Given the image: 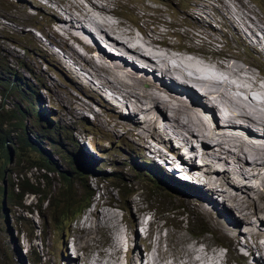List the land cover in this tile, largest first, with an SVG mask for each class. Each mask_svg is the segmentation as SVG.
<instances>
[{"label":"bare ground","instance_id":"bare-ground-1","mask_svg":"<svg viewBox=\"0 0 264 264\" xmlns=\"http://www.w3.org/2000/svg\"><path fill=\"white\" fill-rule=\"evenodd\" d=\"M88 5L90 4L88 3ZM77 6L79 7V5ZM80 7L79 9L81 11H80V15L78 16L83 17L82 20L84 23L87 18L89 19L87 22L89 26H86L85 29H82V30H84V32H87L93 36L92 38L94 42L93 46L86 44L83 41V39L80 37L81 35L80 33L78 32L75 33L71 28L69 29L70 26L72 28L78 29V27L76 26L77 24L75 25L74 23L70 22L68 23L70 26H68L66 24L68 20L64 17V15H62L63 13L57 12L58 13L57 15L55 12L57 16L54 17L55 14L53 11L56 8L52 7L51 9L47 8L45 11V13L51 16L50 18L51 20L48 23V29L45 31L50 35V38H52V40H48L49 46L41 42L40 46H38L39 51L35 44H34V47L38 51V54L41 57L45 58L49 62V64L53 66L57 71L67 73V75L69 76V83H70L68 84L69 88H70V85H73L72 83L73 80L74 81L78 80L75 83L77 87L73 86L75 90L78 87L82 88V86H86L89 90H93V93L95 92L98 98L93 99L91 96H88L87 99L89 100V102L93 100L92 102L88 103V102H85L80 97L77 98L75 95H73L76 93L71 91L73 93L72 94L70 92L71 89L68 90L67 88H61L57 90L58 93H56L57 91L53 92L55 96L54 98L55 104L57 105V103H59L61 104V106H64V107H66L67 105V111L69 114L65 111L66 109L64 111L66 114V119H69V120L78 119L79 117L83 116L86 112H92L93 118L95 122L97 123V125L103 130L104 128L102 126H104L105 129L107 130L106 132H108L109 127L106 128L105 124L107 123L109 124V122H111L110 119L113 117V115L110 114L107 116L104 114V110L107 108L106 101L113 103L115 105V108H117L121 112L123 109H127L126 108L128 106L127 103L131 104V96L132 94H134L133 103L135 102L136 105L139 107V109L136 113L133 109L132 113L135 115H137V113H140V114H143L144 116L150 114L149 120L143 121L141 123L142 128H145L147 125H150V124L152 125L158 124V127L156 129L159 133H161L162 131H167V130H170L171 128H174L175 126H178L180 129V133L177 138V142L180 143V147L176 148L178 147V143L175 141L176 142L175 144L177 146H174L175 148H171L173 152H170L167 149H164V153L166 154H164L163 158L167 157V160L159 157V151L156 150L152 152L150 149L151 147L155 146V143L158 145L161 143L159 139H155V140H153L152 138L147 139V143L145 144V146L149 148H146L143 152L145 153L148 152L149 156L152 159L158 158L160 160V166L161 165L165 166L166 164L169 163L173 167L171 168V173H173L174 176L176 175L175 172L192 174L193 168H194L193 170H196V171L198 170L200 171L201 169H205L206 171L207 169L206 172L209 173L210 172L209 169L212 170V168L214 169V167H217L216 169H218V166H217L218 164H221L227 167V170L222 171V172L219 171L220 173L217 172V179L219 182L218 184L220 185V188H221L220 191L222 193L221 201L219 202L217 201L216 192L214 191V189L210 187L211 185H207L208 183L205 184L204 182V184H201V183L200 185L197 184L198 188L196 189L205 194L211 193L210 195L211 199H213V201L216 200L214 205L216 206L221 205V207H223L226 211L229 210L233 216V218L232 216H230L231 214L227 216L226 213H223L222 209L217 208L219 210V213L217 214V216L214 215L213 217H208L210 221H212L213 226L217 225L222 229V231H224L225 223H223L222 221L218 219V217L222 218L223 216L227 217L228 220L231 219L230 221L238 223V224L240 222H243L241 223V227L243 226V228H241L242 231L238 232V234L236 235L237 237L236 239L231 240L233 241L232 243L231 242L229 243L230 249L228 253L232 255V253L235 251L238 254V256L241 257V261L243 262V264H264V195L263 193L259 191V188L256 185L246 183V181H244L245 183H241L243 180L256 179L255 182H259L258 184H260L261 186H264V110H261V108H264V98L260 94L257 95L256 92H254L256 91L254 89H258V88L257 87L253 88L252 86L250 87L248 86L247 88L243 86H239L240 83L242 85V82L236 85L235 83H233L234 81H230L226 79L225 77L212 72L209 69L202 68L201 66H204V65L209 66V62L205 60H199L200 63H197L196 61L192 59H186L187 57L191 58L192 56L190 55H194L195 53L202 52L200 51L201 48L202 50L206 49V47L209 44H212V41L203 42L202 39H206V38L204 36H200V33L198 30L196 31L197 34L195 33L196 36H194L191 33H187V37L193 44L189 42L191 45L187 49L186 47H184L183 50H186L190 55H188L186 58H182V57L179 58L184 63L183 67L185 68L187 73L182 67H179L178 69L174 70V68H176L178 65V64H174V54H175L174 51L169 52L168 50H165V48H161V47H158L152 44L155 48L152 49L153 51H146L147 54L149 55L147 60L152 65L150 67L151 71L154 73V75L158 73V75H160L161 77V80L159 79V81L157 82L150 81L147 78V76L144 75V72L147 71L146 67L150 66V64L147 61L144 63L145 65L143 64L144 55L141 54V52H145L142 49L141 45H144V46H147V45L141 43L139 41L140 38L132 37L130 38V40H127V39H124V37H121V36L119 37V35L116 36L115 33L117 31L114 29H113L112 34H110L109 32H111L112 29L111 31L105 29V27L106 28L109 27V24L107 23L108 17L106 18L107 21H105L106 22L105 23L103 21L105 19H102L101 15H98L101 17H97L96 16L97 14L95 15V13L89 10V8L88 9L85 8L84 10V9H81ZM26 8L28 11V6ZM95 8H92V9H95ZM101 9L105 13L111 12L114 14V11L113 12L109 11L105 9L104 7H101ZM55 11H57V9ZM24 12L26 13V11ZM115 12H117L116 8H115ZM194 13L193 14L191 13L194 16L192 17L193 20H195V22L198 20L197 23L198 22L200 23V27L197 29H201L205 31L208 30L212 33H216V30L211 27V24H208V22H204V23H202V21L200 22L199 19H196L197 13L196 12ZM123 14L124 13H122L121 15ZM90 16L91 17L96 16L99 22L90 20ZM121 17L123 18V16ZM201 17L204 18L202 15ZM138 18L141 19L142 17H138ZM57 19H59L60 22L56 24ZM62 19L64 21H62ZM136 21H139V20H136ZM83 22L81 24H83ZM224 22L225 20L220 18V22L218 23H221V25H224ZM166 24H169V23H166ZM197 25L199 26V24ZM14 26L15 27L13 28L16 29V25ZM90 26H93V28H95L97 33L101 36V38L108 45H111L114 49L121 51L122 53L116 56L112 52L108 51V54H106L107 50H105L101 45H99V40L94 35V32L91 30ZM139 32L140 33L142 32V34H144V30L142 26L139 29ZM232 34H233L232 37L234 36L238 37V35H236L235 32H232ZM227 35H230V34L227 33ZM53 36H59L62 47L59 46L57 43H55ZM207 36L209 38L212 37V36L210 37V33L209 35L207 34ZM70 38L75 39V40L71 41L70 43L69 41ZM158 38L156 36V39L154 38V40L156 41L161 40ZM238 39L240 41V38ZM9 40L12 41L13 38L10 37ZM196 40H198V43H195L197 42ZM257 40H258V44L261 42L262 48H263L264 40L259 39V38H257ZM35 41H38V40L35 39ZM162 43L163 41H160V44ZM54 46L58 47V49L55 48ZM252 46L256 47L255 44ZM79 47L82 48L83 51L79 50ZM63 49H67L69 51V54L76 55L79 61H81V65L83 68L81 69V71H78L77 75L70 74V72L73 73L72 71H70V68H69L70 66L68 65L71 62V60L68 57L63 58L62 56L64 54L62 51ZM76 49L77 51L79 50V52H77ZM172 50H174V48H172ZM245 50L248 53L249 50L247 48H245ZM249 52H251L253 55L255 54L258 55V53L254 51L253 49ZM52 53H54L57 58H54L51 55ZM219 53H222V52L217 50V54ZM233 53L234 55H236V52H233ZM64 55L66 56V54ZM127 55L132 57L131 58L133 59L132 65H135V63H140L142 64L143 67L146 68V69L143 68L144 70L142 69L143 70L142 74H138L141 72L140 70H138V66L135 65V67H133V66L127 65L128 64L127 62H129V58L127 57ZM176 55H179V53L176 52ZM230 55L232 56V54ZM116 60L118 62L120 61L119 65H117V63H114V61ZM224 60L228 61L229 56H227V58H222V61L218 60L217 62H224ZM240 61L242 62L244 60H240ZM112 63L113 65L111 66ZM107 67L114 69L113 71L114 77L112 79L106 77L109 75L108 73L106 72L102 73V70ZM225 67H229V66L227 65ZM119 69H121V71ZM176 71H178L181 75L177 74ZM194 71L197 74L195 75V77H192L190 73ZM82 72H87L92 77L91 80L93 79H94L93 81L96 80L97 82H99V85L94 84L95 82L94 83L90 82L89 77H87L86 74L85 76ZM186 75L189 77H186ZM16 77L17 79L23 80L26 83L30 82L29 79L24 77L23 75H16ZM249 78L247 80H249ZM166 79L169 81L165 82ZM146 80L150 81V83L147 84L148 88L147 87L146 89L140 88V81H141V86H142L143 81H146ZM165 84L168 86H165ZM177 85L184 88L185 96L182 95L183 90L181 91L178 88L179 86ZM232 89L233 90L236 89L238 91L240 90V92H243V93L239 95L240 92H238L239 94L235 96L234 94L237 93V91L234 90L235 93L231 94L230 90ZM32 91H34L33 88H32ZM250 92L254 93L253 96L251 97L249 95ZM82 94H83V91H82ZM113 94H115L116 96H121L122 99L118 100L117 99L118 97L116 98ZM243 94L244 96H242ZM102 96H103V100H102ZM146 97H148L149 100H152L157 105H159L160 110L154 109L150 106L145 107L144 99ZM175 101H181L183 103L181 102L177 103ZM95 105H99L100 109L95 108ZM131 108H134V107H131ZM206 109L210 111L209 116L211 117V119L205 113ZM248 109L251 111H249ZM130 110L132 111V109ZM157 113H160L162 116L161 120L159 121H157V118H156ZM211 113L213 114V119H212ZM136 118L138 119V121H140L141 119L139 115L137 117H131L128 115L125 121L122 120L121 122H126L127 120H134ZM206 118H209V121H207ZM217 120L222 122L220 124L221 125L220 127L217 124ZM117 121H120V120H117ZM111 123H112V127H115V124L113 122ZM185 125H188V127ZM231 128L233 129L235 128L241 131H235L234 133H231L230 132ZM122 131H123L122 135H124L125 131L124 130ZM206 132H208L207 137H204L203 135L201 136V134H204ZM246 132L249 133V135ZM134 133L136 132L134 131ZM252 137L254 139H251ZM123 139L125 138L123 137ZM199 139H201L200 144L198 146V149L196 150L195 147L193 146L194 145L193 143L196 144L197 143L196 140H199ZM165 140H166V146L168 147V143H170V140L168 139V137L167 138L165 137ZM153 141L155 143H153ZM190 142H191V146L188 149V144ZM155 147H158V146H155ZM172 153H174V155H171ZM183 153L188 154L189 157L184 155L183 160L181 158V162H180L179 155L181 154L182 156ZM133 157L138 158L135 154H133ZM196 157H199L200 160L205 161L204 163H202L203 165L201 163H195ZM184 160L185 162L182 163V161ZM182 164L188 165L189 168H185V165H182ZM198 164L199 166L202 165V167H199V168L196 167L198 166ZM228 167L230 168L229 170H228ZM155 173L161 180H166V179L168 180V175L164 171L160 173L157 167H155ZM199 177L200 176L198 175V178ZM214 186H216L215 183H214ZM216 187L218 188L219 186H216ZM175 189H176L175 191H180L181 193H184L185 191L184 188H179L177 186H175ZM240 192H243V195H241ZM248 193L253 194L251 195L252 196L251 199L248 202H243L244 199L247 200L248 197H250V194L248 195ZM226 199H228L229 204L226 203ZM133 202L131 203L133 204ZM106 203H107L106 201H101V196H99V198L96 200L94 204V208L98 204L105 205ZM94 208L90 212V214L92 215L91 217L87 216L85 219H83L79 223L77 222V224L71 225L69 229V235L71 236L69 245H70V248L73 250V252L76 247H80L81 249H86L88 251V254H86L87 257L85 256L84 258H82V253H80L81 251L77 254L75 253L77 258H79V260L82 261L81 262L82 264H105L106 263V262H102V259H101L102 257L101 255L104 252V250L102 249L103 244H99V241L96 238V232L100 231L103 233V229L106 227V222H107V228L110 230V228L112 227L110 226L112 225L111 224L112 222L109 224L108 220L111 218L114 219V216H117L116 219L119 221L118 222L116 220L117 221L116 226L118 225L120 226V222H122L118 218V214H117L118 212L116 210H114L110 214L108 212L94 211ZM147 209H148V206H146V209L144 210L135 209L136 211H139V212L138 214H136V226L132 224L131 230L133 233L134 231H136V228H137V232H138L137 225L139 224L142 236L148 242L150 241V235H151V233L149 232L150 231L149 222H150L152 214H150L147 211ZM104 217H106V219H103ZM113 221H115V219ZM131 221L132 220H130L127 225V227L129 228H130L129 225ZM218 221L220 222V224L218 223ZM81 232H83V236L80 239L78 238V235ZM163 232H164V229H163ZM244 233L248 234L249 237L242 235ZM132 235H134V233ZM107 236H109L108 233H107ZM240 236L241 237L243 236V238H242V243L239 246V244L237 245L235 242L238 241L239 238H241ZM247 238H249L247 240L248 242L246 241ZM127 239H128L127 234L124 233L123 235L122 231H118L116 232L115 235H113L109 243V247H108L109 254L112 256V258L109 260L110 261L109 264H126V260L123 259L122 257L123 253H125L126 255L127 264H177V263L179 264H229L228 263L229 258L227 257V255L224 257L221 254V251L219 250V245L221 244H217L213 240L208 239L207 236H203V238H200L199 240L194 239L191 243H189L193 246L195 250H189L188 248H185L184 246H181V245L178 246L174 251L171 250L169 252L170 255H172L173 257L171 262L168 260L167 257L165 261L161 262L162 255L160 254V250H159L160 245H158V242L156 245L153 246L152 249L149 248L148 244L145 246L142 245L143 248L140 249V248H137L135 244L126 246L125 243L127 242ZM186 240L187 239L180 240L179 243L180 244L182 243L183 245L186 242ZM206 242L212 243L211 248L209 250H207V247L205 244ZM161 247H163V245H161ZM236 249L240 251V254L241 253L244 254L245 258H242L243 257L241 256L242 254L240 255ZM241 251H246L247 255ZM161 253L163 254V252ZM196 255H197V258H195ZM246 257L247 258L252 257L253 259L252 261L251 260L248 261ZM175 259L177 260V263ZM92 261H94V263H92Z\"/></svg>","mask_w":264,"mask_h":264},{"label":"rangeland","instance_id":"rangeland-1","mask_svg":"<svg viewBox=\"0 0 264 264\" xmlns=\"http://www.w3.org/2000/svg\"><path fill=\"white\" fill-rule=\"evenodd\" d=\"M4 1H6L7 3L3 4ZM8 1L9 0H0V11H2V15L10 17L12 19V21L14 22V25H16V29L12 27V30L13 29L17 30V29L23 27V19H25V17L29 14L30 8L32 6L41 8L43 12H45L47 8L51 9L52 7H54L57 9V11H55L56 9L53 11L54 14H55V12L57 15H58L57 12L63 13L62 15H64V17L68 20V22L65 21L68 26H70L68 24L70 22L74 23L75 25L77 24L76 26L78 27V29L72 28L71 26L69 27V29L71 28L75 33L78 32L82 36H84V40L86 42H93V39H92L93 36L87 32H84V30H82V29H85L86 26H89L87 24V22L89 20L88 18L85 20V23H84L82 20L83 17L78 16V15H80V11H81L79 9V7L82 5L80 7L81 9L85 10V8H87V9L89 8V10L94 12L95 15L97 14L96 15L97 17L102 16L101 18L105 19V20H103L104 22L107 20L109 21V22L107 21V23L109 24V27L108 28L105 27V29H107L109 31H111V29H112V31L109 32L110 34H112L113 29H114L117 31L115 33V35L116 36L119 35V37L120 36L124 37V39L130 40V38H132V37L140 38L139 41L141 43L147 45V46L141 45L142 49L145 51V52H141V54L144 55L143 64L146 61L149 62L147 60L149 55L147 54L146 51H153L152 49H154L155 47L152 44H154L158 47H161V48H165V50H168L169 52L174 51V53H175L174 54V64H178L177 67L174 68V70L178 69L179 67H182L185 70V68L183 67L184 63L179 58H181V57L186 58L188 55H190L186 50H183L184 47H186V49H187L191 44H193L189 40V38L187 37V33H191L194 36H196L195 33L198 30L200 33V36H204L207 39V40L202 39V41L203 42L212 41V44H209L206 47V49L202 50V48H201L200 51H202V52H198V53H195L194 55H190L192 57L191 58L187 57L186 59H192V60L196 61L197 63H200L199 60H205V61L209 62V66L203 64L204 66H201L202 68L209 69L212 72L219 74V75L225 77L226 79H228L230 81H234L233 83H235L236 85H238L240 82H242V85L240 83L239 86H243L245 88H247L248 86L249 87L252 86L253 88L257 87L258 89H254V90H256L254 92H256L257 95L260 94L264 98V47L262 48L261 42L258 44V40H257V38L264 40V38H263L264 37V0H201V1L200 0H168V1H166V0H161V1L160 0H94V1L93 0H27L26 1L27 4H25V0H22V2H24V4H22L21 6L16 7V8L14 7L15 9L13 8L14 3H8ZM71 2L74 3L75 5L72 4ZM88 3L90 5H88ZM77 5H79V7ZM93 5H94V7H93ZM97 5H99V6H97ZM27 6H28V11L26 8ZM48 6H50V7H48ZM95 6H96V8H95ZM101 7H104L105 9L112 11V12L114 11V14L111 12L105 13L101 9ZM156 7H157V9H156ZM92 8H95V9H92ZM115 8H116V11L118 13L115 12ZM112 9H114V10H112ZM130 9H131V11H130ZM24 11H26V13ZM193 11L197 13L196 19H199L200 22L202 21V23L208 22V24H211V27L216 30V33H212L208 30L205 31V30L197 29L200 27V23L199 22L197 23L198 20L196 22H195V20H193V18H192V17H194L192 15L194 13ZM119 12L121 14L124 13L125 15L124 14L121 15ZM76 13H77V15H76ZM109 13H111L113 15L116 14V15L113 16ZM56 14L54 17L57 16ZM104 14L106 15V17ZM68 15H70V16H68ZM98 15H101V16H98ZM109 15H110V17H109ZM135 15H137L138 17H142V18L140 19ZM145 15H147V16H145ZM201 15L204 18H202ZM96 16L95 17L90 16V20H92V21L94 20V21L99 22L97 20ZM121 16H123V18ZM93 17H94V19H93ZM103 17H105V18H103ZM189 17H190V19H189ZM106 18H107V20H106ZM220 18L225 20V22H224V25L226 23L225 26L221 25V23H218V22H220ZM37 19L40 22L44 21L40 17H38ZM109 19H111V20H109ZM145 19H146V21H145ZM57 20H56V24L60 22L59 19H57ZM129 20H131V21H129ZM136 20H139V21H136ZM187 20H189V21H187ZM62 21H64V20L62 19ZM33 22L36 26H38L40 28L44 25L45 30L48 29V22L45 23V21H44L43 24H41L40 26L38 24L39 22H36V21H33ZM82 22H83V24H81ZM166 23H169V24H166ZM195 23L199 24V26ZM170 24H171V26H170ZM0 25L6 27V29L10 28L7 25L2 24L1 21H0ZM111 26H113V27H111ZM141 26L143 27L144 34H142V32L141 33L139 32V29L141 28ZM90 28L94 32V35L96 36V38L99 39L110 50H113L118 54L122 53L121 51L114 49L111 45H108L101 38V36L97 33L95 28H93V26H90ZM159 30H160V32H159ZM232 32H235L236 35H238V37H236V36L232 37V35H233ZM22 33H20V34H22ZM164 33H165V35H164ZM209 33H210V37L212 36L211 38H209L207 36V34L209 35ZM227 33H229L230 35H227ZM32 34L38 36L37 38L36 37L32 38L33 44L36 45V47L38 48V51H39L38 46H40V43H41L40 38H42V40L45 42H49L48 39H46V38H43V37H41V36H39L33 32H32ZM255 34H257V35H255ZM156 36H157V38L159 37L158 39H161V40H159V41L154 40V38L156 39ZM53 37H54L55 43H57L59 46H61V40H60L59 36H53ZM1 38H2V36H0V43H3V41H1ZM238 38H240V41ZM35 39H37L38 41H35ZM50 40H52V38H50ZM74 40L75 39H72V38L69 39L70 43H71V41H74ZM160 41H163V43L160 44ZM196 41L197 42H195V43H198V40H196ZM251 44L252 45L255 44L256 47L252 46ZM263 45H264V43H263ZM243 46L245 48H247L249 51H251L253 49L254 51H256L258 53V55H256V54L253 55L249 51L247 53ZM54 47L58 49V47H56V46H54ZM176 47L177 48L179 47L178 49L180 51ZM172 48H174V50H172ZM217 50L222 52V53L217 54ZM221 50H223V51H221ZM62 51L64 54H66V56L64 54L62 55L63 58L68 57L71 60V62L68 65L70 66L69 67L70 71H72L74 74L69 71L70 74L77 75L78 71H81V69L83 68L81 65V61H79V59L77 58L76 55L69 54V51L67 49H63ZM76 51H77V49H76ZM77 52H79V50ZM176 52L179 53V55H176ZM233 52H236V55H234ZM230 54H232V56ZM51 55L54 58H57L54 53H52ZM183 55H184V57H183ZM227 56H229L228 61L224 60V62H217L218 60L222 61V58H227ZM127 57L131 61V63L126 61L128 63L127 64L128 66H133V67H135V65L138 66V69L141 71V73H143V70L147 68V71L144 72V75L147 76V78L150 81L157 82V81H159V79L161 80V77H160V75H158V73L154 75V73L151 71L150 67L152 65L150 62H149L150 66L145 68L140 63H135V65H132V62H133V59H131L132 57H130L128 55H127ZM235 57H237V58H235ZM107 58H108V56H107ZM239 59L244 60V61L241 62ZM64 63H65V61H64ZM114 63H117V65H119L120 61L118 62L116 60V61H114ZM74 64L78 65L77 69H73ZM112 65H113V63L111 64V66ZM227 65L229 67H225ZM38 66H39V69L41 71L46 70V67L43 65L42 61H40V60H39ZM71 66H72V68H71ZM250 69L253 70L254 72L251 71ZM119 70L121 71V69H119ZM123 70H124V68H123ZM113 71H114V69L107 67V68L102 70V73H105V72L108 73L109 75L106 77L112 79L114 77ZM185 72H186V70H185ZM82 73L84 75L86 74L87 77H89L90 82H92V83L95 82L94 84L99 85V82H97L96 80L95 81H93L94 79L91 80L92 77L87 72H82ZM176 73L181 75L178 71H176ZM253 73H255V74H253ZM24 74H25V76H28L27 73H24ZM190 74L192 75V77H195V75L197 73H195V71H194ZM56 76H58V74L54 70L50 71V78L51 79H55L58 83L62 82V79L57 78ZM240 76H242V77H240ZM186 77H189V76L186 75ZM211 78H213V77H211ZM248 78H249V80H247ZM253 78H254V80H253ZM149 80L143 81V83H142L143 87L141 86V81H140V88L146 89L147 84L150 83ZM166 80H165V82L169 81V80H167V81ZM77 81H74V80L72 81L73 86H76L75 83ZM65 82L67 83V80ZM65 82H62V83L65 84ZM250 84H252V85H250ZM165 86H168V85L165 84ZM177 86H179V85H177ZM64 88H67L68 90H70L69 86L64 87ZM178 88L181 91L183 90L182 95L185 96L184 88H182L181 86H179ZM54 89L56 90L57 88L54 87ZM79 89L83 91V94L81 96L73 94L71 92V90H70V92L73 95H75L77 98L80 97L81 99H83L85 102H88V103L93 101L92 100L89 102V100L87 99L88 96H91L93 99L98 98L96 93L95 92L93 93V90H89L86 86H82V88H79ZM234 90L237 91V93H235ZM234 90L233 89L230 90V93L231 94L235 93L234 94L235 96L237 94H239L238 92H240V90L239 91L236 89H234ZM36 93L38 95H41L44 98H47V93L43 89L39 88ZM56 93H58V91ZM242 93L243 92H240L239 95H241ZM253 94L254 93L250 92V94H249L250 97L253 96ZM113 95L116 98L118 97L117 98L118 100L122 99L121 96H116L115 94H113ZM242 96H244V94ZM133 101H134V94H132V96H131V104L127 103L128 106L126 108L127 109L129 107L130 108L128 109L127 112H126V110L124 111V115H125L124 117H121L120 115L115 113V111L113 112V110L104 112V114L107 116L110 114H112L113 117L115 116L114 118L112 117L110 119V121L115 124V127H112V123L109 122V124L108 123L105 124L106 128L109 127L108 128L109 131L106 132L105 135H102L101 133H98V132H96L93 135H94L95 139L98 140L97 143L101 146V151L99 152L100 161L112 162V164H114V165L111 168L116 169V171H118V165L117 164L122 161L124 168L130 173V175H123L119 171H118V173H120V176H123L127 180H129L130 183H133V185H134L133 191L137 192V194H141V195L145 196L147 203H150L148 198L151 197V194L155 193V195L152 197L153 202L150 203L152 213L149 212L147 209V211L150 214H152L150 222H149L150 223V231L149 232L151 233L150 241L147 242V240L142 235L138 234L137 228H136V231L133 232L134 235H132L133 233L131 230V225L134 224V226H136V215L133 217L132 221L130 222V225H129L130 228L125 227L123 222H120V226L119 225L116 226L118 220L116 219L117 216H114L115 221H113L114 219H112V218L108 220L109 224L112 222L111 223L112 225H110V226H112L110 228V230L107 228V222H106V227L103 229V235L101 234V238H99V240L103 239L101 242H99V244H103L102 249L104 250V252L101 255L102 256L101 257L102 262H106L105 264H109V262H110L109 260L112 258V256L109 254V251H108L109 243H110L113 235L116 234V232L122 231L123 235H124V233H126L128 236L127 242L125 243L126 246H130L131 244H135L137 248L142 249L143 248L142 245L145 246L148 244L149 248L152 249L153 246L156 245L158 242V245H160V249H159L160 254L162 255L161 262L165 261L166 257L171 262L173 257H172V255H170L169 252L171 250L174 251L180 245L184 246L185 248H188L189 250H195L193 248V246L189 243H191L194 239L199 240L200 238H203V236H207L208 239L213 240L217 244H221V245H219V250L221 251V254L224 257L227 255V257L230 259V260L228 259L229 264H235L234 261L236 262V264H243L242 261H239V259H236L239 256L235 251L233 252L234 254L232 253V255L230 253H228V251L230 249L229 243L230 242L232 243L233 241H231V240L236 239L237 238L236 235L238 234V232L242 231L241 228H243V226L241 227V223H243V222H240L238 224V223L230 221L231 219L228 220L227 217L223 216L225 219H227V222H225L224 231H222V229L217 225L213 226L212 221H210V219L208 218V217H213V215H211L205 209L206 205L213 207V205L216 201L215 198H214L215 201H213V199H211V196H210L211 193L205 194V193L197 190L196 188L193 191H189V190L185 189L184 193H181L180 191H175V189L171 191L169 188H172V187L167 182H166L167 183L166 186H168V188L164 187L160 184H157L159 182V180L157 179V181H156L152 177L153 172H151V170H148L147 167L146 168H136L134 166L132 167V163H130L128 160V158H129L128 154H130V155L135 154L138 157V158H136V161L140 162L141 164L147 165V164H153V162H155L149 156L148 152L147 153L143 152L146 148H149V147L145 146V144L147 143V139L152 138L153 140L159 139L161 141V143L159 145L153 141V143H155V146H158V147L153 146L150 149L152 152H154L156 150L159 151V157L163 158L164 154H166V153H164V149H171L172 148L171 147V141H172V144H174V146H177L175 143L177 142V138H178L179 133H180V129L178 126H175L174 128H171L170 130H167V131H162L161 133H159L156 129L158 127V124H153V125L150 124L151 126L147 125L145 128H142L141 123L143 121H148L150 114L145 115V116L143 114H140V113H137V115L133 114L132 113L133 109H134L135 113L139 109V107L136 105L135 102L133 103ZM175 102L179 103L181 101H175ZM181 103H183V102H181ZM38 104H41V101H39ZM24 105L28 110L31 109V106H30L28 99L25 101ZM57 105L59 107L63 108L64 110L66 109L65 111L68 113L66 104H65L66 107L61 106V104H59V103H57ZM144 105H145V107L150 106L154 109L160 110L159 105H157L154 101L149 100L148 97H146L144 99ZM131 107H134V108H131ZM53 109L55 110V108H53ZM130 109H132V111ZM261 110H264V108H261ZM249 111H251V110H249ZM89 113L90 114L84 116V117H86V119H84L81 122V125L88 126L89 124H91V122H92L91 114L93 115V113L92 112H89ZM205 113L208 116L210 115V111L208 109L205 110ZM53 115H55V120L57 121L58 124H60V125L63 124L60 121V119L56 113H54ZM128 115L131 117H137L139 115L141 118L140 119L141 122L138 121L137 118H136L137 120L134 119V120H127L126 122H121L122 120L125 121V119ZM211 115H212V119H213V114L211 113ZM156 118H157V121L161 120V118H162L161 114L157 113ZM210 119H211V117H210ZM117 120H120V121H117ZM206 120L209 121V118H206ZM221 123H222L221 121L217 120V124L219 127L221 126L220 125ZM185 126L188 127V125H185ZM102 127L104 128L105 131H107L104 126H102ZM4 129L10 130V127L6 123H3V124L0 123V130H4ZM121 129L125 131L124 135H122L123 131ZM234 129L231 128L230 132L234 133L235 131H241L238 129H235V130ZM47 130L49 132H52L53 128L51 126H47ZM232 130H233V132H232ZM84 131L85 130L81 126L80 132H84ZM134 131L136 133H134ZM109 133H110V135H109ZM207 133L208 132L201 134V136L203 135L204 137H207ZM247 134L249 135V133H247ZM123 137L125 139H123ZM165 137L166 138L168 137V139L170 140V143H168V147L166 146ZM56 139H60V136H57ZM251 139H254V138L252 137ZM63 140L66 141V138H63ZM200 140L201 139L196 140L197 141L196 144L193 143L194 144L193 146L195 147L196 150L198 149V146L200 144ZM177 143H178V147H176V148H179L180 143L179 142H177ZM190 146H191V142L188 144V149L190 148ZM170 152H173V150L171 149ZM184 155L189 157L188 154L183 153L182 156L180 155V162H181V158L183 160ZM139 158H141V159H139ZM155 159L159 160L158 158H155ZM163 159L167 160V157H165ZM86 160H87V157L83 153H81V161L86 162ZM195 161H196L195 163H201V164L205 162L204 160H200L199 157H196ZM184 162H185V160L182 161V163H184ZM182 165H184V164H182ZM202 165L199 166V164H198V166H196V167L199 168V167H202ZM161 166H163V165H161ZM217 166H218V169H216L217 167H214V169L212 168V170L209 169L210 172L209 171L208 172L210 174L206 172L207 169H206V171H205V169H201L200 171L199 170L196 171V170H193L194 168L192 169V171H193L192 174H185V173L177 172V173H175L177 175L176 180H178L180 182H184L185 180L182 178H186L188 181H190L191 183H195L196 185L197 184L200 185V183L204 184V182H205V184L208 183L207 185H211L210 187L212 189H214V191L216 192V199L219 202V201H221V194L222 193L220 191L221 190L220 185L218 184L219 182L217 179V172L220 173L222 171H225V170H227V167H225L224 165H221V164H218ZM95 167L102 169L101 167H104V165H103V163H101V166H99V164H96ZM89 169H91V171H93L92 166H90V165H89ZM157 169L159 170L160 173L163 172L162 168L157 167ZM229 169L230 168L228 167V170ZM169 170H170V167L166 166V171L169 172ZM122 171L124 172V170H122ZM186 175H188V176H186ZM198 175L200 176L199 178H198ZM11 177H12L13 181L16 182V178L14 176H11ZM208 177L211 179H209ZM74 179L77 182V186H72L71 190H72L73 195H75V196L70 195V202H78L80 200L79 197L81 196V193H82V188L80 186L81 179H78L77 177H74ZM199 179H201V180H199ZM168 180L171 183H174V186H176L175 181L170 176H168ZM90 181H91V183H94V179L91 177H90ZM244 181H246V183L256 185L259 188V191L261 193H263V195H264V186H261L260 184H258L259 182H255L256 179H254V180L253 179L243 180L241 183H245ZM214 183L216 186H219V187L217 188L216 186H214ZM58 186L61 187V181L58 177H54L52 179V183H51L50 187H48L46 189V192L52 191L53 187H58ZM249 186H251V185H249ZM215 189H217V190H215ZM240 194L243 195V192H240ZM249 194L250 193H248V195ZM112 195H113L112 197L114 200H116L118 198V192L113 187H112ZM251 195H253V194H250V197H248L247 200L244 199L243 202H248L252 197ZM196 197H199L202 200H208L213 205L209 202H207L206 205H204L203 203H201L202 205H200L198 198H196ZM97 199H95V202ZM101 201H102V197H101ZM106 202L107 203L105 205H112V207H107L105 205L98 204L95 206L94 211L108 212L111 214L115 210L113 207L115 205L112 204L110 201H106ZM131 202H133L135 209L144 210V209H146V206H148V208H149V205H145L143 203V201L140 199L136 200V198H133V199H131ZM228 202H229L228 199H226L227 204H229ZM53 203L58 204V210L63 209L64 202H63L62 198L57 197V198L53 199ZM214 206H215V208L222 209L223 213H226L227 216L231 214V212L229 210L226 211L223 207H221V205L220 206L214 205ZM66 210H68V208ZM86 211H87V206L85 208L82 206L81 208L78 209V211L75 213L74 217H72L69 222H66L64 225H60L58 227L55 225V221L52 218V212L50 210L43 209V213H42L41 218H42V222L44 223V227L45 228L47 227L49 230L48 241L50 243L49 250H50L51 254L55 255L56 251L59 250L58 249V243H59L58 241H59V237L61 236L60 227H66L67 225H69L72 222H75L77 224L79 219L82 216H84V213ZM138 212L139 211H136V214H138ZM216 213L217 212H214L212 214H216ZM117 214H118V218H120V214L119 213H117ZM121 214H123V213H121ZM64 216H65V213H63L62 211L59 212V217L61 219L65 218ZM230 216H232V214ZM232 218H233V216H232ZM103 219H106V217H104ZM124 220H125V218H124ZM115 227H117V228H115ZM115 229H116V231H115ZM163 229H164V232H163ZM107 233L109 234V236H107ZM80 234H82V235H80ZM242 235L249 237V235L245 234V233ZM82 236H83V232L79 233L78 238L81 239ZM181 237H182V239H181ZM242 238H243V236L241 238H239V240L236 241L235 243L237 245L239 244V246H240L242 243ZM184 239H187L186 242L183 245H182V243L180 244L179 243L180 240H184ZM248 239L249 238H247L246 241ZM188 244H189V246H188ZM205 244H206L207 250H209L211 248L212 243L206 242ZM161 245H163V247H161ZM80 251H83L82 252V258H84L86 256V254H88V251L86 249H81L80 247H76L74 249V253H76V254L79 253ZM161 252H163V254ZM241 252H244L246 254V251H241ZM238 253L240 254V251H238ZM107 254H108V256H107ZM241 256H243L242 258H245L244 254H242ZM195 258H197V255L195 256ZM239 258L241 259V257H239ZM247 259H248V261H250V257ZM175 261L177 263L176 259H175ZM92 263H94V261H92ZM177 264H179V263H177Z\"/></svg>","mask_w":264,"mask_h":264},{"label":"clouds","instance_id":"clouds-1","mask_svg":"<svg viewBox=\"0 0 264 264\" xmlns=\"http://www.w3.org/2000/svg\"><path fill=\"white\" fill-rule=\"evenodd\" d=\"M26 1L25 4H27ZM6 3L4 1L3 4ZM8 3H14L13 8L24 4L22 0H9ZM38 17L45 23H49L51 20V16L43 12L41 8L32 6L29 14L23 19V27L12 30V27H15L14 22L10 17L2 15V11H0L1 23L10 27L6 29L0 25V36L3 41L0 43V123H6L10 127V130H0L4 147V154L0 157V264H82L69 245L71 239L69 229L71 225L76 224L75 222L66 227H60L59 250L55 255L51 254L48 241L49 230L44 227L41 218L43 209L52 212L55 225L59 227L69 222L79 208L87 206V211L79 219V223L87 216H92L90 212L94 208L95 199L101 196L102 201H110L115 205L113 207L120 214L119 219L127 227L129 221L136 215L131 199L142 200L145 205H149L148 211L151 212L150 203L153 202L152 197L155 193L151 194V197L148 198L150 203H147L145 196L133 191V183L120 176V173L130 175L122 161L117 164L120 173L111 168L114 165L112 162L100 161L101 146L93 134L98 132L105 135L106 131L97 125L92 114L91 124L83 126L81 122L86 119L84 116L90 114L89 112L78 119L69 120L66 119L64 109L55 104L53 92L68 87L69 76L65 72L57 71L35 49L32 38L38 36L32 32L50 40V35L45 31L44 25L40 28L34 24L33 21L39 22V26L43 24L44 21H38ZM10 37L13 38L12 41L9 40ZM80 37L86 44L94 45V42H86L84 36L80 35ZM40 40L48 45V42L43 41L42 38ZM99 45L107 50L106 54L110 51L114 55H118L100 40ZM79 50L83 51L80 47ZM39 60L42 61L46 70L39 69ZM129 62L131 63L130 60ZM73 68L77 69L78 65L74 64ZM52 70L58 74L57 78L62 79V82L67 80V83H58L55 79H51L50 71ZM24 73H27L28 76H25ZM16 75H23L30 82L19 80ZM54 87L57 89L55 90ZM39 88L46 91L47 98L36 93ZM70 89L72 92L82 95V91L78 88L75 90L73 85H70ZM27 99L31 106L30 110L24 105ZM39 101L41 104H38ZM106 105L107 108L104 112L113 110L121 117L125 116V110L128 111L123 109L120 112L109 101H106ZM95 108L100 109V106L95 105ZM54 113L58 115L63 124L57 123ZM47 126H51L53 131L49 132ZM81 126L85 130L84 132H80ZM57 136H60V139H56ZM63 138H66V141ZM171 147L174 148L172 141ZM167 150L171 151V149ZM81 153L87 157L86 162L81 161ZM128 155L132 167H147L153 172L152 177L156 181L159 180L160 183L157 184L168 188L166 186L168 183L172 187L169 188L171 191L175 189L174 183L167 179L161 180L155 173V167L162 168L179 188L189 191L198 188L196 184L186 178L181 177L185 180H183L184 182L176 180L177 175L174 176L171 173L172 167L169 163L160 166V161L153 158L155 162L146 165L137 162L133 155ZM101 163L104 165L101 167L102 169L95 167L96 164L101 166ZM89 165L92 166L93 171L89 169ZM166 166L170 167L169 172L166 171ZM185 168H189V166L185 165ZM11 176L16 178V182ZM54 177L60 179L61 187H53L52 191L46 192ZM74 177L81 179L82 193L78 202H70V195L75 196L71 190L72 186H77ZM90 177L94 179V183H91ZM112 187L118 192L116 200L112 197ZM57 197L62 198L64 202L61 210H58L57 203H53V199ZM196 198L200 205H202L201 203L206 205L209 202L199 197ZM105 206L112 207V205ZM213 207L206 205L205 209L211 215L217 216L219 210L214 205ZM67 208L68 210H66ZM61 211L65 213L63 219L59 217ZM214 212L217 213L212 214ZM218 219L223 223L227 222L224 217H218ZM218 223L220 224L219 221ZM137 226L138 234L142 235L139 231L140 225ZM101 234L103 235L100 231L96 232L99 242L103 240H99ZM122 257L127 264L125 253ZM236 259L241 261L239 257ZM252 259L251 257L250 260L252 261ZM234 263L236 264L235 261Z\"/></svg>","mask_w":264,"mask_h":264},{"label":"trees","instance_id":"trees-1","mask_svg":"<svg viewBox=\"0 0 264 264\" xmlns=\"http://www.w3.org/2000/svg\"><path fill=\"white\" fill-rule=\"evenodd\" d=\"M0 144H2L0 146V157H2L3 154H4V147H3V142H2V139H1V134H0Z\"/></svg>","mask_w":264,"mask_h":264}]
</instances>
